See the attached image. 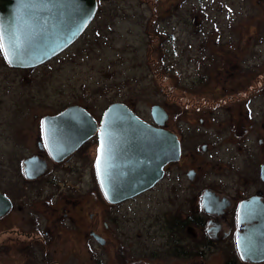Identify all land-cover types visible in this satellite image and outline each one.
<instances>
[{
	"label": "flooded vegetation",
	"instance_id": "flooded-vegetation-1",
	"mask_svg": "<svg viewBox=\"0 0 264 264\" xmlns=\"http://www.w3.org/2000/svg\"><path fill=\"white\" fill-rule=\"evenodd\" d=\"M256 2L262 13L259 26L264 27V0ZM240 44L241 40L227 44L232 55L222 56V67H215L219 74L215 84L207 83L209 77L200 73L195 84L162 88L163 102L156 104L166 113L160 118L162 123L138 116L172 132L179 141L178 159L165 164L157 182H167L169 198L172 194L176 198L173 190L178 189L182 197L178 211H170L166 218L172 264H264L244 259L237 249V236L259 229L256 216L264 212V65L260 70L249 66L241 73L238 52L246 48ZM54 58L56 55L49 61ZM41 65L10 68L26 73ZM61 111L43 115L37 123L34 115L0 120V264H75V258L79 264H90L100 260L99 253L90 249L81 254L82 245L99 251L109 248L113 239L110 209L144 195L157 184L133 199L110 204L95 166L98 130L106 109L97 114L88 111L96 123L95 134L57 161L45 144L42 121ZM222 146L228 150L229 162L215 164L220 165L219 174L201 173L193 166L199 155L216 158ZM205 193L209 198L204 203ZM244 203L258 208L241 216ZM214 250L220 259L213 261L208 253ZM144 256L137 259L158 262L164 258Z\"/></svg>",
	"mask_w": 264,
	"mask_h": 264
},
{
	"label": "rangeland",
	"instance_id": "rangeland-1",
	"mask_svg": "<svg viewBox=\"0 0 264 264\" xmlns=\"http://www.w3.org/2000/svg\"><path fill=\"white\" fill-rule=\"evenodd\" d=\"M256 1L97 0L96 12L80 35L35 70H11L0 48V120L34 115L37 123L43 115L73 104L97 114L111 102H122L151 121V106L163 102L162 88L195 84L200 73L209 77L207 83L215 84L219 79L215 67L222 56L232 55L227 50L229 43L241 40V47L246 48L238 52L241 73L253 65L260 70L264 27L259 26L262 13ZM151 37L155 45L161 43L155 51L149 47ZM219 150L216 158L199 155L193 166L201 173L219 174L220 165L215 164L229 162L228 150L223 146ZM166 183L159 182L144 195L110 209L113 239L109 248L99 251L82 245L81 254L90 249L103 258L90 264H172L166 218L170 211H178L182 197L178 189L173 190L176 198L173 194L169 198ZM216 251L209 252L208 259H220ZM153 254L164 258L158 262L137 259ZM75 264H79L76 258Z\"/></svg>",
	"mask_w": 264,
	"mask_h": 264
},
{
	"label": "water",
	"instance_id": "water-1",
	"mask_svg": "<svg viewBox=\"0 0 264 264\" xmlns=\"http://www.w3.org/2000/svg\"><path fill=\"white\" fill-rule=\"evenodd\" d=\"M96 7L97 0H0V48L8 65L27 69L49 61L80 35ZM161 117H166L163 108L152 105L150 118L160 124ZM101 122L95 166L110 204L153 188L165 164L179 157V141L172 132L150 125L121 102L109 104ZM42 124L49 154L57 161L96 132L91 115L78 105L45 117ZM208 198L205 193L203 202ZM253 208L258 206L244 203L239 215ZM258 214L260 228L237 236V249L253 262L264 261V212Z\"/></svg>",
	"mask_w": 264,
	"mask_h": 264
},
{
	"label": "trees",
	"instance_id": "trees-1",
	"mask_svg": "<svg viewBox=\"0 0 264 264\" xmlns=\"http://www.w3.org/2000/svg\"><path fill=\"white\" fill-rule=\"evenodd\" d=\"M153 39H154V38L151 37V39H150V41H149V42H150V43H149V47H150V49H151L152 51H155V48H156V49H159V47L161 46V43H160V45H158V44L155 45L156 42H154L155 40H153ZM156 46H157V47H156ZM154 47H155V48H154ZM156 73H157V71L154 72V75H156ZM151 75H152V73H151ZM156 76H157V75H156Z\"/></svg>",
	"mask_w": 264,
	"mask_h": 264
},
{
	"label": "bare ground",
	"instance_id": "bare-ground-1",
	"mask_svg": "<svg viewBox=\"0 0 264 264\" xmlns=\"http://www.w3.org/2000/svg\"><path fill=\"white\" fill-rule=\"evenodd\" d=\"M113 103V102H112ZM122 103V102H121ZM111 104V103H110ZM124 104V103H123Z\"/></svg>",
	"mask_w": 264,
	"mask_h": 264
}]
</instances>
